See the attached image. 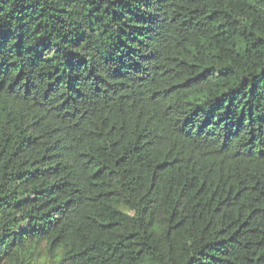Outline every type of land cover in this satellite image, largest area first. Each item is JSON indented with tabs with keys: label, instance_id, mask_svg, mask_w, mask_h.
Returning <instances> with one entry per match:
<instances>
[{
	"label": "trees",
	"instance_id": "obj_1",
	"mask_svg": "<svg viewBox=\"0 0 264 264\" xmlns=\"http://www.w3.org/2000/svg\"><path fill=\"white\" fill-rule=\"evenodd\" d=\"M0 264H264V0H0Z\"/></svg>",
	"mask_w": 264,
	"mask_h": 264
}]
</instances>
